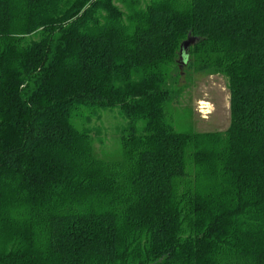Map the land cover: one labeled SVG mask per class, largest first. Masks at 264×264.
<instances>
[{"label":"trees","instance_id":"obj_1","mask_svg":"<svg viewBox=\"0 0 264 264\" xmlns=\"http://www.w3.org/2000/svg\"><path fill=\"white\" fill-rule=\"evenodd\" d=\"M182 65L227 130H178ZM0 264H264V0H0Z\"/></svg>","mask_w":264,"mask_h":264},{"label":"rangeland","instance_id":"obj_2","mask_svg":"<svg viewBox=\"0 0 264 264\" xmlns=\"http://www.w3.org/2000/svg\"><path fill=\"white\" fill-rule=\"evenodd\" d=\"M181 67L180 98L174 102L172 120L180 131L200 133L225 131L231 123L229 81L221 74H196ZM81 122L91 130L94 148L100 157H118L121 135L127 119L119 109L85 112ZM87 118V119H86Z\"/></svg>","mask_w":264,"mask_h":264},{"label":"water","instance_id":"obj_3","mask_svg":"<svg viewBox=\"0 0 264 264\" xmlns=\"http://www.w3.org/2000/svg\"><path fill=\"white\" fill-rule=\"evenodd\" d=\"M194 43V39L193 38H189L186 41L183 42L182 44V48L180 51V62L183 64L185 63L184 61V53H187L188 49L190 48V46Z\"/></svg>","mask_w":264,"mask_h":264}]
</instances>
